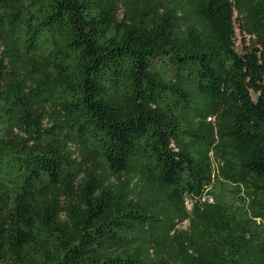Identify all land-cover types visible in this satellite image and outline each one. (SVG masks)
Listing matches in <instances>:
<instances>
[{"label":"trees","instance_id":"trees-1","mask_svg":"<svg viewBox=\"0 0 264 264\" xmlns=\"http://www.w3.org/2000/svg\"><path fill=\"white\" fill-rule=\"evenodd\" d=\"M0 46V264H264V0H0Z\"/></svg>","mask_w":264,"mask_h":264},{"label":"rangeland","instance_id":"rangeland-1","mask_svg":"<svg viewBox=\"0 0 264 264\" xmlns=\"http://www.w3.org/2000/svg\"><path fill=\"white\" fill-rule=\"evenodd\" d=\"M236 32H237L236 48H237L238 51H240L241 48H242V39H243V38H246V40H248L249 37H248L247 35H245V34L243 35V33H242V31L239 29L238 25H237V28H236ZM243 36H244V37H243ZM0 52H1V46H0ZM177 227L180 228V229H185V228H187V227H188V221L185 220V221H183L182 223H179V224L177 225Z\"/></svg>","mask_w":264,"mask_h":264},{"label":"built area","instance_id":"built-area-1","mask_svg":"<svg viewBox=\"0 0 264 264\" xmlns=\"http://www.w3.org/2000/svg\"><path fill=\"white\" fill-rule=\"evenodd\" d=\"M215 168H216V165H215ZM209 200H212L210 197H208Z\"/></svg>","mask_w":264,"mask_h":264}]
</instances>
